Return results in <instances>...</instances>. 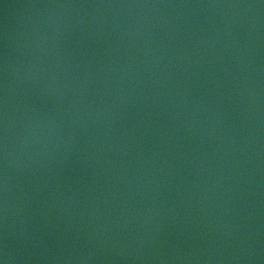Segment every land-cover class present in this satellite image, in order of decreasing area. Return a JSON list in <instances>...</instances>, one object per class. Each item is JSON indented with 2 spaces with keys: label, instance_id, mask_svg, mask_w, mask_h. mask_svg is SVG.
Masks as SVG:
<instances>
[{
  "label": "water",
  "instance_id": "water-1",
  "mask_svg": "<svg viewBox=\"0 0 264 264\" xmlns=\"http://www.w3.org/2000/svg\"><path fill=\"white\" fill-rule=\"evenodd\" d=\"M0 264H264V0H0Z\"/></svg>",
  "mask_w": 264,
  "mask_h": 264
}]
</instances>
